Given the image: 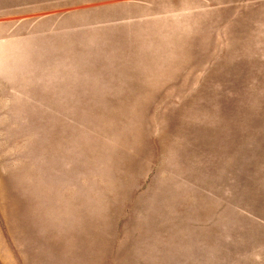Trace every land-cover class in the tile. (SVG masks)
<instances>
[{"label":"rangeland","instance_id":"obj_1","mask_svg":"<svg viewBox=\"0 0 264 264\" xmlns=\"http://www.w3.org/2000/svg\"><path fill=\"white\" fill-rule=\"evenodd\" d=\"M0 264H264V0H0Z\"/></svg>","mask_w":264,"mask_h":264}]
</instances>
